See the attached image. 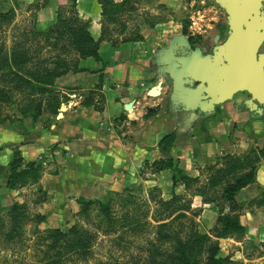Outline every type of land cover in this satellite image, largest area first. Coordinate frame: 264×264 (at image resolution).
I'll return each mask as SVG.
<instances>
[{"label": "crops", "instance_id": "crops-1", "mask_svg": "<svg viewBox=\"0 0 264 264\" xmlns=\"http://www.w3.org/2000/svg\"><path fill=\"white\" fill-rule=\"evenodd\" d=\"M164 2L172 9L171 19L135 41L102 40L101 60L80 59L56 79L63 95L58 113H47L56 116L51 129L42 128L8 154L0 151V164L7 158L10 165L16 152L24 170L31 172L27 165L35 164L39 178L6 189L0 204L20 203L23 193L39 190L38 212L53 227L64 219L73 226L77 220L70 216L82 211L77 199L123 191L146 165L168 159L181 160L193 173L222 166L228 174L253 173L236 201L264 202V0ZM68 5L95 21L90 31L100 39L99 0H44L38 26L54 25ZM133 101L134 108L126 110ZM127 124L139 127L140 141L128 135L131 129L124 131ZM169 135L175 138L162 148ZM42 158L47 159L40 163ZM142 173L143 183L172 189L170 168L152 173L148 181ZM263 221L264 209L241 216L246 231L242 239H233L238 253L264 243Z\"/></svg>", "mask_w": 264, "mask_h": 264}, {"label": "rangeland", "instance_id": "rangeland-1", "mask_svg": "<svg viewBox=\"0 0 264 264\" xmlns=\"http://www.w3.org/2000/svg\"><path fill=\"white\" fill-rule=\"evenodd\" d=\"M99 1L102 12L98 22L104 41L121 37L135 41L155 28L153 25L171 19L172 9L164 0ZM43 5L44 0H0V151L4 154L18 149L42 128L46 132L51 129L56 116L48 117L47 106L63 94L57 92V80L53 82L47 75L84 59L73 46L79 38L76 31L90 30L95 23L75 5H68L59 10L54 25L43 28L37 24ZM44 83L51 84L53 92H43ZM98 103L104 104L102 100ZM130 129L133 132L128 135L140 141L139 127L124 126V131ZM15 156L19 154L15 152ZM8 161L6 158L0 164V194L16 190L7 186ZM146 166L140 171L145 181L152 173L170 168L172 189L143 183L138 172L136 182L128 181L129 187L100 197L97 203L95 198L77 199L82 211L70 216L77 220L73 226L72 220L64 219L53 227L48 218H40L35 203L39 190L23 193L20 203L0 204V264H181L178 256L192 242L197 252L194 260L203 262L207 249L218 244L222 264H264L263 242L238 253L233 239L240 240L243 235L233 231L221 235L227 226L218 223L220 217L238 215L241 221V216L264 209L263 199L253 205L223 199L226 189L245 173L228 174L224 166L217 172L216 167L212 172L193 173L175 159ZM72 227L75 229L69 233Z\"/></svg>", "mask_w": 264, "mask_h": 264}, {"label": "trees", "instance_id": "trees-1", "mask_svg": "<svg viewBox=\"0 0 264 264\" xmlns=\"http://www.w3.org/2000/svg\"><path fill=\"white\" fill-rule=\"evenodd\" d=\"M79 30V31H78ZM76 33L79 35V38H77V41H73V46L80 50V52L83 54V58H89V57H94L96 60H101V56L99 53V43L102 40L100 38L99 40H96L91 34L90 30H84L82 28L78 29ZM84 30V31H82ZM187 31V29H186ZM187 33V32H186ZM80 36L82 37L80 39ZM85 36L87 38H85ZM72 68L70 66H64L62 70L58 72H50L48 76L51 77L52 81L54 82L57 78L61 77L62 75L68 73ZM51 84H43V92H53V88L50 86ZM52 99V98H51ZM65 101H68L69 99L67 96L64 97ZM53 102L51 104H48L47 106V111H49L51 114L56 115L58 113L59 107L57 104H60V97L57 96L56 98L52 99ZM41 113V112H40ZM151 114V112H150ZM175 138L174 135H169L167 136L163 141H162V148L165 144L169 145L171 144V141ZM172 163V162H170ZM25 161L21 157L15 158V160L9 165L8 169L6 170L5 173L8 174V183L7 186L9 188H14L19 185L26 184L27 178H32L33 181L38 180L39 174L38 170L35 167L34 163H29L27 166L29 167L30 171L22 169L24 167ZM24 170V172H23ZM29 172V173H28ZM19 182H23L18 184ZM253 182V173H248L244 178L239 179L238 181H235L233 184L229 186V188L226 189L223 199L225 200H230L231 204H235L236 202V195L237 193L242 190L246 185L249 183ZM98 200H95V203H97ZM84 206H86V201L84 202ZM104 208L105 205H103ZM40 218L42 220H45L44 216L40 215ZM220 220V221H219ZM224 222V224L227 226L225 230L222 231L221 235L228 234L231 231L236 233L237 235L244 234L246 231V227L241 223L240 218L238 215L233 216L232 218H219L218 223ZM75 227V226H74ZM75 228H71L68 232L71 233L73 232ZM203 241L204 238H201ZM216 247L214 248L211 246L210 250L208 251L207 249V257L206 259L202 262L201 260H194V256L196 250L193 246V242L191 243L190 246H188L187 251L184 253H180L178 256V260L181 262V264H222L223 260L218 257V253L220 251L219 245H215Z\"/></svg>", "mask_w": 264, "mask_h": 264}, {"label": "water", "instance_id": "water-1", "mask_svg": "<svg viewBox=\"0 0 264 264\" xmlns=\"http://www.w3.org/2000/svg\"><path fill=\"white\" fill-rule=\"evenodd\" d=\"M260 5H261V3L259 2L258 5H257V12H258V9H259ZM259 27H260V25H259ZM256 28H257V26H256ZM135 103L136 102L133 101V102H130V103L126 104L125 105V109L126 110H132L134 108Z\"/></svg>", "mask_w": 264, "mask_h": 264}, {"label": "flooded vegetation", "instance_id": "flooded-vegetation-1", "mask_svg": "<svg viewBox=\"0 0 264 264\" xmlns=\"http://www.w3.org/2000/svg\"><path fill=\"white\" fill-rule=\"evenodd\" d=\"M258 12H259V11H258ZM258 12H257V14H259ZM259 25H260V24H257V25H256L257 28H256V26H254V28H255V29H260L261 25H260V27H259Z\"/></svg>", "mask_w": 264, "mask_h": 264}]
</instances>
